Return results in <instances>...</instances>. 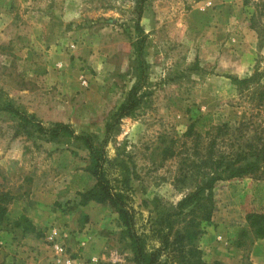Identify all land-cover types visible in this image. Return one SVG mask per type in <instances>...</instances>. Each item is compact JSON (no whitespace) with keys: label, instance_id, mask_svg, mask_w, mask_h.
Here are the masks:
<instances>
[{"label":"rangeland","instance_id":"rangeland-1","mask_svg":"<svg viewBox=\"0 0 264 264\" xmlns=\"http://www.w3.org/2000/svg\"><path fill=\"white\" fill-rule=\"evenodd\" d=\"M138 3L0 0V101L98 145L132 95L138 110L104 144L107 178L119 189V166H128L123 192L135 235L145 251H159L158 264H177L163 249L158 215L202 183L211 151L231 160L264 148V0H144L140 12ZM202 116L208 120L189 134ZM87 165L79 142L27 139L0 115V197L8 201L0 264H135L113 209L80 205L79 194L95 184ZM213 193L196 243L203 260L264 264V239L246 220L264 215V164L217 182ZM170 219L175 229L185 223L184 215Z\"/></svg>","mask_w":264,"mask_h":264},{"label":"trees","instance_id":"trees-1","mask_svg":"<svg viewBox=\"0 0 264 264\" xmlns=\"http://www.w3.org/2000/svg\"><path fill=\"white\" fill-rule=\"evenodd\" d=\"M144 0H139V12ZM140 17V16H139ZM140 32L139 28L136 29ZM143 40H137L134 44L137 58L141 56V44ZM142 65L140 69H142ZM231 81L237 86L246 85L249 79L238 80L230 77ZM139 103L136 102L132 95L127 101L119 106L112 115L113 120L105 124V139L98 145H95L92 137L87 135L76 136L69 125L62 123H52L48 127L41 125L33 116H29L17 107L14 103L8 100L0 101V115H7L10 119L16 122L17 134H22L30 140H41L47 143H57L61 140H75L84 146L87 152L88 165L86 173L95 180L94 186L85 193L80 195V205L86 206L88 203H96L108 205L117 214L120 227L123 229L121 235L127 239L129 248L133 253V261L135 264H158L159 251H145L143 240L135 235L133 229V216L125 208V197L123 191L130 190L129 187V168L125 163L119 166L121 171L122 185L119 189L113 188L107 178L106 167L108 160L105 158L104 144L108 135L113 129L118 130L120 120L132 116L139 108ZM208 120L206 117H199L195 123L191 124L188 133H192L195 127H202L203 122ZM212 125H210L211 127ZM213 127V126H212ZM211 127V128H212ZM225 130H226V126ZM222 128H217V135H221ZM214 128V127H213ZM214 146V142L211 144ZM212 148V147H210ZM212 150V149H211ZM208 162V173L202 183L195 187L193 193L187 195L177 206L172 213L159 214V219L162 218L161 229L159 233L165 229L167 233L163 238V249L170 250L177 264H220L218 262L206 263L202 258V253L198 249L196 243L202 234L200 228L201 221H209L214 206V186L217 182L229 181L233 179H241L246 176L253 175L259 167L264 164V148L255 149L249 147L248 150L237 152L233 155V159H227L222 155L215 157L211 151ZM108 168V167H107ZM5 197H0V222L4 221L6 209L2 204H6ZM184 215L185 223L180 228H174V222L171 221L173 216ZM164 217V218H163ZM187 217L189 218L188 220ZM253 231L256 239H264V215L252 213L246 219ZM182 221V222H183ZM17 225V224H16ZM15 225V226H16ZM27 228L24 227L23 230ZM159 235V234H158ZM160 236V235H159ZM171 238V242H169ZM166 264V260L165 263Z\"/></svg>","mask_w":264,"mask_h":264},{"label":"built area","instance_id":"built-area-1","mask_svg":"<svg viewBox=\"0 0 264 264\" xmlns=\"http://www.w3.org/2000/svg\"><path fill=\"white\" fill-rule=\"evenodd\" d=\"M57 250H58L59 252H62V249H60V248H57ZM67 263H69V261H68Z\"/></svg>","mask_w":264,"mask_h":264}]
</instances>
